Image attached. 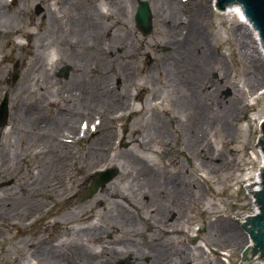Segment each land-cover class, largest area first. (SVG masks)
Returning a JSON list of instances; mask_svg holds the SVG:
<instances>
[{
	"label": "rangeland",
	"instance_id": "rangeland-1",
	"mask_svg": "<svg viewBox=\"0 0 264 264\" xmlns=\"http://www.w3.org/2000/svg\"><path fill=\"white\" fill-rule=\"evenodd\" d=\"M106 1L6 0L3 5L6 18L14 17L10 22L0 20V102L8 97V120L0 127V264H39L34 259V251L45 253L46 249L55 248L53 256L59 258L56 253H67L75 245H83L94 253L117 247L123 254L111 258V264H151V249L132 247L131 251L139 255L134 259L116 244L121 239L131 240L139 247L167 242L163 264H238L249 235L242 225H233L232 219L240 222L252 213L251 194L245 196L244 185L261 165L257 143L260 122L264 120V67L254 40L247 35V27L237 16L220 11L214 5L201 18L206 32L212 34L207 42L211 53L222 59L214 69L202 70L200 85L204 84L205 90L201 88L198 93L211 108L210 119L218 117L223 105H231L229 126L224 125L223 129L216 118L207 128L206 139L197 142L210 158V165L204 168L198 153H189V146L184 142L186 126L181 119H188L191 112H177L173 105L174 94L163 87L165 74L160 65L171 49L166 45L164 31L155 14H152L153 30L146 36L134 18L140 1L126 0L129 3L125 11L112 8L110 20L103 23L114 24V34L125 39L121 47L115 49V57L111 56L107 62L100 57V49L108 48L104 35L86 41L76 31L65 27L75 7V11L79 8V17L90 22L96 17L94 5H102L106 11L109 8ZM141 1L148 2L154 11L153 0ZM194 1L197 3L193 2L192 7L201 3L211 7V0ZM74 3L79 5L74 6ZM185 15L180 13L179 21L186 23L189 17ZM48 33L49 38L44 40ZM239 33H244L245 39L251 41L248 54L243 52ZM33 39L34 53L41 52L44 58L27 79V71L35 60L28 47ZM112 42L113 39L109 44L114 45ZM66 52L82 54L86 59L81 64L80 84L74 81L78 73L64 55ZM50 55L58 58L56 64L48 63ZM186 63L193 66L189 60ZM62 70H67L66 76L61 75ZM124 70L129 76L123 85L125 98L111 97L112 102L106 100V105H101L103 108H90L95 92L98 96L103 93L104 89L99 88L104 86L108 75L114 71L122 74ZM111 82L120 85L122 80L114 77ZM71 96L78 101L69 99ZM71 109L81 114L75 120L79 133L76 142L72 139L74 159L67 161L61 182H55L56 191L45 195L36 193L33 184L38 180L39 165L44 159L37 152L53 149L56 141L35 134L27 125V115L32 110L38 119L49 122L60 112ZM87 111L90 112L84 115ZM150 114L154 115V123L159 120L174 126L172 143L167 145L151 130L149 144L146 143L143 150L137 149L123 139V131L128 127L138 130ZM95 126L100 129L93 135ZM62 128L64 126L56 129L54 135L59 137ZM104 135L107 136L103 138ZM92 142H99L100 155L105 156L101 164L95 166L90 165L95 158L89 155ZM11 146L14 152L7 159L4 153ZM130 149L147 158L157 172L166 176L179 173L184 178L178 182L181 206H171L172 212L160 224L154 219L155 202L145 201L142 207L134 200L139 196L134 193L129 178L121 177L124 171L121 156ZM86 165V171L82 172L81 167ZM108 170L115 173L113 179L84 197L95 175ZM53 178L50 176V181ZM114 182L141 206V217H135L132 226L124 229L126 233L107 228L111 224L108 216L116 209L112 205L106 207L110 196L105 189ZM6 200H9L8 207L4 206ZM94 204L97 205L95 216L81 218ZM91 223L102 226L101 237L83 234ZM223 231L230 232L231 236H222ZM61 264L64 263L61 261Z\"/></svg>",
	"mask_w": 264,
	"mask_h": 264
},
{
	"label": "bare ground",
	"instance_id": "bare-ground-1",
	"mask_svg": "<svg viewBox=\"0 0 264 264\" xmlns=\"http://www.w3.org/2000/svg\"><path fill=\"white\" fill-rule=\"evenodd\" d=\"M141 1V0H138ZM155 3V9L152 11L156 18L160 22V26L163 29L164 40L166 45L170 47V52L167 53L165 57V61L161 62V69L165 74L163 78V87L165 90L169 92V94H174L173 105L178 112H191V115L188 119L182 120L181 123L186 126L185 129V144L189 146V153L196 152L201 161V165L204 168H207L210 165L208 154L204 151L202 146H198V141H204L206 139L207 128L211 125L214 120L221 125L223 129L229 126V118L231 116L230 108L231 105H223L222 110H220V114L216 118L210 119L208 117L211 108L207 104V100L201 98V94L198 91L203 88L205 90L204 84L200 85V77L202 76V70L214 69L222 59L218 54L211 53V48L208 45V41L212 38V34L206 32L205 25L202 21V17L204 18L205 14H207V10L213 8V5L217 6L219 0H211L210 4L201 3L200 5H194L192 7V3L196 2L194 0H185L184 2H188V4H183V0H153ZM6 3V0H0V20H9L12 21L14 16L9 15V18H6V9H3V5ZM106 3L109 5V8L105 11L102 5H94V11L96 17L92 19V21H86L79 17V8L77 13L72 12L70 19H68L65 23V27L69 30H74L78 34H80L81 39L89 41L90 38H95L101 35H104L106 38V42L108 44V48L100 49V57H102V61H109L115 49L121 47L120 45L125 39V37H120V35L114 34L113 28L114 24L104 25L103 21L107 19L110 20V10L112 8L125 11L126 4L129 1L126 0H107ZM197 3V2H196ZM74 6H78L79 4L74 3ZM188 10L185 12L184 10ZM49 9L48 11H50ZM211 10V9H210ZM19 11V9H18ZM225 13L232 15L234 17L237 16L239 18L242 25L247 27L248 31L247 35L251 36V38L255 42L256 51L259 53L260 61L262 66L264 67V43L251 19L244 10L243 6L238 2H233L224 7ZM186 14L185 17H189L186 23L179 21V14ZM101 20V21H100ZM181 22V23H180ZM106 26V30L104 29ZM182 27V28H181ZM238 40L242 44L243 52L249 53L250 51V43L247 39H245L244 33H239ZM50 36V33L44 35L43 39L47 40ZM113 39V44H109ZM33 41L28 44L30 55H32L35 60H33L29 71H27V79H30L31 72L39 66L40 62L43 61V54L41 52L34 53L33 50ZM85 41V42H86ZM208 42V43H207ZM82 43V41H81ZM244 53V54H245ZM74 52L65 53L67 60L73 63L74 69L76 71L75 83L80 84L82 82V68L81 64L86 61L84 57L75 55ZM122 57V55H118ZM105 58V59H104ZM48 60L51 65L56 64L58 58L54 55H50ZM193 63L192 67L187 66V61ZM193 61V62H192ZM44 66V65H43ZM191 66V65H190ZM33 73V72H32ZM114 77L120 78L122 80L120 85L112 84V79ZM129 76L126 75L125 70L122 74H118L116 71L113 74L108 75L105 82L103 81L104 86H101L99 89L102 90L101 95H97V92L94 94V99L90 103V108H94L96 106L97 109L103 108L102 106L106 105V100L111 101V97H118V99L125 98L123 93V85L124 81ZM102 79V77H101ZM105 79V77H104ZM222 83L223 80L219 79ZM109 83V84H107ZM85 89V88H84ZM98 89V90H99ZM212 93V92H211ZM208 96V94L206 93ZM69 99L76 100L75 96L69 97ZM117 99V100H118ZM101 101V102H99ZM109 101V102H110ZM112 102V101H111ZM110 102V103H111ZM103 104V105H102ZM74 105V104H73ZM71 106V108L73 107ZM102 105V106H101ZM90 111L84 113L87 115ZM105 115L107 111H100ZM135 113V112H134ZM81 116L78 112L63 111L60 112L54 120L46 122V120L38 119L37 114L30 110L27 115L28 126L32 128L35 134H42L49 139H54L56 142H53V146L51 150H46L44 153L40 151L37 152L40 158H44L43 162L39 165L38 169V180L33 184V188L36 193L40 192L45 195L49 191H56L55 182H61L60 178L64 177L66 169L68 167L67 161L73 160V150L72 146L76 142V137L78 135V131L76 128V119ZM154 115L150 114L149 117H146L145 123L141 125L138 130H130L128 127L123 131L122 137L123 139H127L129 143L132 144L133 147H137V149H142L145 147L146 143L149 144L150 136L152 131L154 130V134L161 136L163 141L168 145L172 143L171 141V132L174 126L167 125L159 120L154 123ZM109 119H112V114L110 113ZM116 120V117H113ZM107 120V117H105ZM43 121V122H42ZM104 121L102 120L100 127L103 125ZM225 125V127H224ZM64 126L61 129L60 136L54 135L56 129ZM56 127V128H55ZM96 129L92 134L94 135L100 129ZM102 128V127H101ZM111 133H109L110 135ZM56 139H55V137ZM107 135L102 136L105 138ZM61 138V141H60ZM74 140V143L72 141ZM14 152V146L8 147L5 151V158H9ZM184 151H182L183 153ZM40 153V154H39ZM89 155L95 156V158L91 161L90 165L95 166L101 164L105 156L100 155V147L99 142H92L91 147L89 149ZM122 158V167H124V171L121 173V177L129 178V183L134 188V193H136L138 197L134 198V200L142 205L145 201L155 202L156 208V224H160L162 221L167 220V215L171 213V206H181L179 204L180 197V188L178 186V182L183 180L184 178L179 174H171L170 176H166L163 173H159L155 170L147 158L141 155L138 151L134 149H130L126 152L125 155L121 156ZM108 159V157L106 158ZM89 165V164H88ZM88 165L86 167H81V171L85 172ZM128 167V169H127ZM53 176L54 178L50 181L49 177ZM132 178V179H131ZM183 178V179H182ZM154 189V190H153ZM187 189V188H186ZM105 192L110 197L107 198L108 204L112 205L116 209L111 212L108 216V220L111 224H108L107 228H110L113 232H124V229H127L132 226L134 223L135 217H141V206L139 205L128 195L122 191L119 186L114 182L113 186L105 189ZM101 196V195H100ZM102 197V196H101ZM103 201V200H102ZM157 204V205H156ZM9 200L4 201V206L8 207ZM97 205L94 204L90 210H88V214L85 216L84 214L81 216L84 219H92L95 216ZM4 212V211H3ZM2 212V216H3ZM7 214V212H6ZM5 217V216H3ZM159 219V222H158ZM83 232L86 236L93 237H101V233L104 231L102 226H99L97 223H91L88 227L84 228ZM128 230V229H127ZM221 233L222 236H231V233L228 231H223ZM249 239V238H248ZM252 240L249 241L250 244ZM119 244L121 248L125 249L124 253H131L134 259H138V253L131 251V248L134 247L138 250L141 249H151L152 261L151 264H163L164 258L166 255V246L167 242L161 243L160 245H147L143 244L142 247L138 245L134 246L131 240L121 239L116 243ZM53 250L57 251L55 248L46 249L45 253L42 251H34V259L40 264L44 262L45 264H70V263H78V264H111V258L115 256H121L123 253L115 246L110 248H104L101 251L94 253L89 251L83 245H75L69 249V252L65 253H56L59 258L53 256ZM58 249V252H60ZM43 253V254H42ZM143 253L142 255H144ZM140 255V256H142ZM140 264V263H139Z\"/></svg>",
	"mask_w": 264,
	"mask_h": 264
},
{
	"label": "water",
	"instance_id": "water-1",
	"mask_svg": "<svg viewBox=\"0 0 264 264\" xmlns=\"http://www.w3.org/2000/svg\"><path fill=\"white\" fill-rule=\"evenodd\" d=\"M238 2L241 4L246 11L247 15L251 17L263 43H264V0H219V6L225 7L226 5ZM135 21L137 24V27L139 30L143 33V35H149L153 30V20H152V13L150 6L148 2H140L139 7L137 9V13L135 15ZM67 70H62L61 75L66 76ZM8 118V110L7 106L4 105L3 108L0 111V126H4ZM264 121V120H263ZM260 122V129H259V136L258 141L261 137L262 127H264V124L261 127ZM264 146V142L262 143ZM115 176V173L111 170H108L106 172H99L95 176L94 183L92 186L87 190V192L84 194V197L90 196L94 192L98 190L100 186H105L107 182H109L113 177ZM245 196L249 195L247 190L244 189ZM258 202L260 203V206L262 208L261 214L259 217L252 220V228H248V231L251 233L252 237L256 241V244H254L253 240L250 243L251 245V254L249 258L250 263H242V257L239 260L238 264H264V190L261 193H258L257 195ZM251 206H252V213L254 210L253 205V198L251 194ZM245 220V219H244ZM242 220V221H244ZM242 221L237 222L232 219L233 225H242L245 234H247V229L245 228ZM258 230V231H257ZM261 251H257V247ZM249 248H246L244 252V258L247 257V254L249 252Z\"/></svg>",
	"mask_w": 264,
	"mask_h": 264
}]
</instances>
